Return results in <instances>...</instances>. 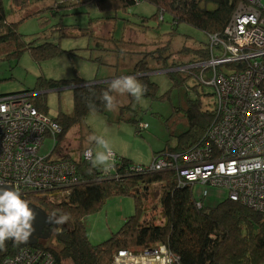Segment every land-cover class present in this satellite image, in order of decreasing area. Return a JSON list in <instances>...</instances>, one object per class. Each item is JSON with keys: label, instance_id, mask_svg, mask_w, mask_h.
<instances>
[{"label": "trees", "instance_id": "1", "mask_svg": "<svg viewBox=\"0 0 264 264\" xmlns=\"http://www.w3.org/2000/svg\"><path fill=\"white\" fill-rule=\"evenodd\" d=\"M90 1L102 12L121 10L127 12L132 2H148L156 11L152 16L144 17L143 23L147 22L148 25L154 19L164 22L168 15L173 26L170 32L172 37L179 34L181 25L189 26L206 35L207 41L196 45H187L184 41L177 50L171 49L173 43L171 40L168 45L161 48L162 56L158 58L162 59L161 68L149 67L145 57L128 75L147 85L148 91L143 98L152 101L164 99L160 94L159 84L151 80L153 74L170 73L167 75L173 83L179 84L177 85L179 88L183 89L186 86L184 95L187 106L185 109L181 108L179 113L182 112L186 119L188 129L176 137L175 144L173 140H169L166 148L157 153L181 155L178 162L182 164L183 154L208 142V132L221 114L218 78L215 79L212 68H206L202 64L208 62L212 56L222 54V46H216L213 39L214 37L226 39L227 25L242 0ZM14 2L19 9L29 4L28 0ZM18 24L8 21L3 0H0L1 52L17 57L29 51L37 61L55 58L60 53L61 48L57 43L49 41L27 43L18 32ZM11 50L13 54H10ZM241 67L238 64L219 66L217 72L228 77L230 69L240 70ZM85 83L89 82L40 80L38 84L45 85L48 89L61 90ZM109 85L102 82L74 88L73 113L68 115L61 112L53 118L62 127V132L57 138L56 150L63 159L71 160L78 165L87 181L73 186L68 191L60 189L63 192L53 193L52 197L29 198L47 213L57 217L68 214L70 217L67 223L61 224V231L56 232V242L53 244L55 246H48L45 242L31 247L50 251L60 264H113L115 255L121 250L140 253L161 245L167 246L179 259V264H264L263 213L231 202L227 196L215 206H206L204 203L206 197L202 195L201 199L198 198L195 186L178 181L176 171L127 173L126 169L138 164L127 158H119L117 175L113 173L105 176L101 170L103 167L93 163L94 159L91 162L84 161V151L89 148L83 150L79 159L74 160L66 146L58 147V140L62 142L69 131L86 119L88 114L108 112L101 94ZM206 87H211V91L206 92ZM16 93L26 92L0 93V96ZM203 97L212 98L213 101L204 103ZM130 98L133 97L130 95ZM33 104L41 113L49 116L46 101ZM92 104L95 105V111L89 107ZM155 185L161 186L159 198L153 197L152 189ZM208 191L210 195V190ZM121 196H130L134 199L135 213L111 238L94 245L88 236L85 219L99 212L108 199ZM28 247L26 243L16 244L7 241L4 254L11 256L14 252Z\"/></svg>", "mask_w": 264, "mask_h": 264}, {"label": "rangeland", "instance_id": "2", "mask_svg": "<svg viewBox=\"0 0 264 264\" xmlns=\"http://www.w3.org/2000/svg\"><path fill=\"white\" fill-rule=\"evenodd\" d=\"M29 4L19 9L14 0H3L7 19L19 23L18 32L28 42L57 43L61 51L52 59L37 61L29 51L20 56L0 51V93L39 92L33 102L46 101L48 115L56 118L61 112L71 115L74 111V90L48 89L39 85L40 80L101 81L110 84L113 79L128 76L136 65L147 58L148 66L161 68V48L171 40L172 48L179 49L184 41L196 45L207 41L204 33L181 25L179 34L172 37L171 18L147 22L144 17L152 16L156 9L148 2H132L127 12H102L90 0H28ZM86 1V2H85ZM175 30V29H174ZM155 52V54H151ZM13 54V50L10 51ZM170 73L159 72L151 76L158 83L162 100L142 98L137 103L129 94L116 97V107L106 114L90 113L81 123L69 131L64 140H58V147L69 149L70 157L77 160L83 150L92 148L94 154L101 151L95 141H89L93 134L107 140L111 150L119 155L126 153L135 163L149 166L153 162L155 149L166 148L167 142L188 129L181 108L185 109V88L173 83ZM178 74V73H177ZM175 86V87H174ZM35 90V91H33ZM37 90V91H36ZM206 92L211 87H206ZM204 103L212 98L203 97ZM147 124L142 128L140 124ZM61 143V144H60ZM44 154L53 146V140L45 142ZM122 153V154H117ZM210 195L204 199L206 206H215L226 199V192L209 188ZM160 185L152 189L153 197L159 198ZM202 187L195 192L202 197ZM135 213V202L130 196L110 198L103 208L86 219L90 241L97 245L116 233L125 221ZM54 240L46 243L55 246Z\"/></svg>", "mask_w": 264, "mask_h": 264}, {"label": "built area", "instance_id": "3", "mask_svg": "<svg viewBox=\"0 0 264 264\" xmlns=\"http://www.w3.org/2000/svg\"><path fill=\"white\" fill-rule=\"evenodd\" d=\"M225 38L214 37L222 54L202 64L214 70L220 91L221 114L208 132V142L183 154L182 164L181 155L159 154L151 165H132L125 171H176L181 183L200 185L203 197L209 188H218L229 201L264 214V0H242ZM229 64L242 67L230 69L228 77L217 72ZM32 94L0 96V187H18L23 199L52 197L87 181L78 165L56 150L62 127L35 107ZM47 140H53V146L44 154ZM112 153L114 166L101 168L105 176L117 175L119 158ZM94 155L91 148L85 150L84 161L91 162ZM0 264L60 263L50 251L29 246L11 256L0 251ZM113 264H179V259L161 245L140 253L121 250Z\"/></svg>", "mask_w": 264, "mask_h": 264}, {"label": "clouds", "instance_id": "4", "mask_svg": "<svg viewBox=\"0 0 264 264\" xmlns=\"http://www.w3.org/2000/svg\"><path fill=\"white\" fill-rule=\"evenodd\" d=\"M148 91L147 85L140 83L134 76H122L112 80L109 88L101 94V99L107 110L116 107V97L110 93L119 95L129 94L137 103L142 102V98ZM95 111V105H89ZM58 126L54 125L53 128ZM89 141H95L101 151L96 152L93 163L102 166L105 171L113 167V153L103 137L95 134L89 137ZM29 201L23 199L18 187L0 188V251L4 250L7 241L16 244L28 243L34 231L33 221L35 212L29 207ZM55 223H67L70 219L68 214L61 216H49Z\"/></svg>", "mask_w": 264, "mask_h": 264}, {"label": "water", "instance_id": "5", "mask_svg": "<svg viewBox=\"0 0 264 264\" xmlns=\"http://www.w3.org/2000/svg\"><path fill=\"white\" fill-rule=\"evenodd\" d=\"M100 83H102V82L96 81V82L85 83L82 85L85 86V85L100 84ZM82 85L71 86V87H67L64 89H74V88L80 87ZM26 93H28V92L26 91ZM38 94H39V92H33L32 95H38ZM0 188H10V187H0ZM29 207L32 208V210L35 212L36 215H35V220L33 221L34 231L31 234L28 243H26V244L29 246H35L38 243V238L47 239L51 229H56V230L59 229L60 224L55 223L54 219H50L49 216H53V215H49L43 208H41L39 206H35V205L29 206Z\"/></svg>", "mask_w": 264, "mask_h": 264}, {"label": "flooded vegetation", "instance_id": "6", "mask_svg": "<svg viewBox=\"0 0 264 264\" xmlns=\"http://www.w3.org/2000/svg\"><path fill=\"white\" fill-rule=\"evenodd\" d=\"M26 200L29 201V203H30L29 206H34V205L37 206L34 202H31L30 199H26ZM48 214L52 215L50 213H48ZM61 229H62L61 224H60V228L59 229H57V230L56 229H51L52 232L51 231L49 232L48 238L47 239L38 238V243L37 244H43L45 242H49V241H52V240H54L56 242V232H60ZM52 244H54V243H52Z\"/></svg>", "mask_w": 264, "mask_h": 264}, {"label": "crops", "instance_id": "7", "mask_svg": "<svg viewBox=\"0 0 264 264\" xmlns=\"http://www.w3.org/2000/svg\"><path fill=\"white\" fill-rule=\"evenodd\" d=\"M153 76V75H152ZM142 123V122H141ZM140 126L144 129V128H147V124H145V123H142V124H140ZM92 149V148H91ZM155 150H157V151H159V152H157V153H161L162 152V150L161 149H155ZM157 153H155L156 155H157ZM118 155L119 154H122V153H117ZM128 155V154H127ZM126 153L124 154V155H119L121 158H127L126 156ZM127 159H130L131 160V158H127ZM153 160H154V158H153ZM131 161H133V160H131ZM134 162V161H133ZM135 163V162H134ZM135 164H138V163H135ZM152 164V163H151ZM150 164V165H151ZM138 165H141V164H138Z\"/></svg>", "mask_w": 264, "mask_h": 264}]
</instances>
